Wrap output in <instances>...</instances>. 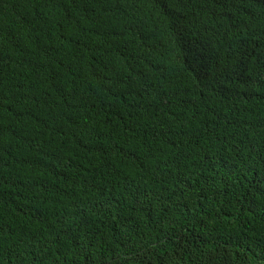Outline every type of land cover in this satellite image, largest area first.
<instances>
[{
	"label": "trees",
	"instance_id": "16d2710c",
	"mask_svg": "<svg viewBox=\"0 0 264 264\" xmlns=\"http://www.w3.org/2000/svg\"><path fill=\"white\" fill-rule=\"evenodd\" d=\"M0 264H264V0H0Z\"/></svg>",
	"mask_w": 264,
	"mask_h": 264
}]
</instances>
